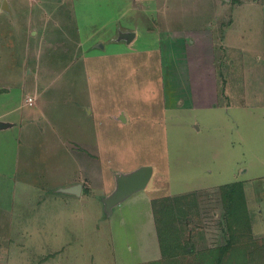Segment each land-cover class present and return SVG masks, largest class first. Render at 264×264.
Listing matches in <instances>:
<instances>
[{"label": "rangeland", "instance_id": "rangeland-1", "mask_svg": "<svg viewBox=\"0 0 264 264\" xmlns=\"http://www.w3.org/2000/svg\"><path fill=\"white\" fill-rule=\"evenodd\" d=\"M41 1L0 0V264H161V194L195 195L198 246L223 243L237 180L264 236V0ZM47 7L58 21L28 47ZM144 164L146 188L109 206ZM241 248L223 264H250Z\"/></svg>", "mask_w": 264, "mask_h": 264}, {"label": "trees", "instance_id": "trees-1", "mask_svg": "<svg viewBox=\"0 0 264 264\" xmlns=\"http://www.w3.org/2000/svg\"><path fill=\"white\" fill-rule=\"evenodd\" d=\"M5 91H8V88H0V93ZM243 185L240 180L220 185L225 208L222 231H226L227 236L225 242L214 246L205 245L204 248L198 246L200 239H196V234L199 233L202 237V233L197 232L196 224L190 228L184 221L186 215H198V211L187 210V206H184L188 204L192 208L196 200L195 195L193 199L185 196L182 204L177 201V198H183L178 194L153 197L151 205L162 253L161 258L158 259L159 263L161 261V264H184V257L191 255V259L186 264H223L231 257L230 250L245 247L250 264H264V236H256L252 233Z\"/></svg>", "mask_w": 264, "mask_h": 264}, {"label": "water", "instance_id": "water-1", "mask_svg": "<svg viewBox=\"0 0 264 264\" xmlns=\"http://www.w3.org/2000/svg\"><path fill=\"white\" fill-rule=\"evenodd\" d=\"M135 35V31L125 33L127 41H130ZM10 123L0 120V127L7 126ZM154 167L151 164L141 165L136 170L128 174H120L117 176V187L112 194L107 197V204L113 206L118 202L122 201L131 193L144 189L153 175ZM67 191L80 194L82 191V184L67 188Z\"/></svg>", "mask_w": 264, "mask_h": 264}, {"label": "crops", "instance_id": "crops-1", "mask_svg": "<svg viewBox=\"0 0 264 264\" xmlns=\"http://www.w3.org/2000/svg\"><path fill=\"white\" fill-rule=\"evenodd\" d=\"M39 0H37V2H38ZM41 1V0H40ZM43 1H46V0H43ZM42 2V1H41ZM58 2V1H57ZM40 3V2H39ZM31 5H33V7H35L34 6V4L32 3ZM11 6V5H10ZM12 7V6H11ZM3 8H5L4 10L3 9H0V11H3V12H6L7 10H8V8H9V10H10V7L8 6V4L7 3H5V5L3 6ZM44 8V7H43ZM52 11H54V8H53V10ZM62 11H64V10H62ZM51 15H53V14H50V10H48V7H47V10H44V9H42V11H41V13L39 14V17L38 18H36V16H35V14H34V10H32V12L28 15V17L26 18V20L25 21H23L24 22V24H26V27H27V36H26V40H28V44H29V46L28 47H31V37L30 36H28L29 34L31 35V34H33V35H35L36 37H38L37 39H40L41 41H44V39L46 38V33H49L50 32V28L49 27H45L44 29L46 30L44 33H43V30H42V27H41V29H40V27L38 26V24H37V21H45V22H50L48 19H50L52 22H53V24L54 25H56V23H57V21H58V19H56V18H54V17H52ZM70 17V16H69ZM17 22V20L15 19V23ZM15 23H12L13 25H15ZM44 24H46V23H44ZM47 25V24H46ZM48 26V25H47ZM28 31H29V34H28ZM40 45H42V44H40ZM48 46V45H47ZM46 46V47H47ZM43 48V47H42ZM40 46H38L37 48H36V57H37V59H38V55H39V57L40 58H43L44 56L43 55H41V52H42V49ZM40 50H41V52H40ZM146 188V187H145ZM82 190H83V188H82ZM138 191V190H137ZM83 191H81V193H82ZM72 193V192H71ZM80 193V194H81ZM73 194H76V193H73ZM133 194V193H132ZM132 194H130V195H132ZM129 195V196H130ZM161 195H163V194H161ZM128 196V197H129ZM156 196H159V195H156ZM153 197H155V196H149L148 197V200H147V209H146V216H148V219L146 220L147 222H149V221H151V217H150V215H151V213H152V217H154L153 216V211H152V205H151V199L153 198ZM140 199H143L144 200V196L143 197H137V198H135V200H133L132 202H131V204H136V203H138V201L140 200ZM118 203H121V201L120 202H118ZM150 217V218H149ZM154 219V218H153ZM154 225V224H153ZM154 227H155V225H154ZM157 239V238H156ZM158 244V242H157V240H156V245ZM152 253H155V257L156 256H158L159 254H158V251H157V248L152 252ZM157 258V257H156ZM152 259V258H151ZM150 259V260H151ZM155 259V258H154ZM148 260H142L141 262L142 263H146Z\"/></svg>", "mask_w": 264, "mask_h": 264}]
</instances>
